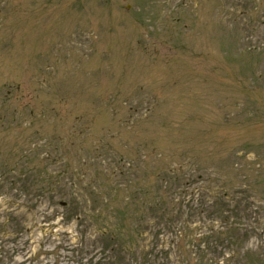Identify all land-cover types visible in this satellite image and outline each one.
Here are the masks:
<instances>
[{"label":"rangeland","instance_id":"374dc122","mask_svg":"<svg viewBox=\"0 0 264 264\" xmlns=\"http://www.w3.org/2000/svg\"><path fill=\"white\" fill-rule=\"evenodd\" d=\"M137 190L131 260L58 203ZM262 224L264 0H0V264H264Z\"/></svg>","mask_w":264,"mask_h":264},{"label":"trees","instance_id":"16d2710c","mask_svg":"<svg viewBox=\"0 0 264 264\" xmlns=\"http://www.w3.org/2000/svg\"><path fill=\"white\" fill-rule=\"evenodd\" d=\"M158 191L159 193L156 198L152 199L151 202H145L146 199L143 202L141 201L138 205H136L137 209L135 211L139 213V208L141 207L142 209L144 204L145 210H154L164 218H167L166 214H169L171 203H167L168 201L164 199L166 190L165 192L160 190ZM135 195L139 196L140 198L141 191L137 190L132 195H123L119 191H117L113 195H108L102 202L99 203L100 205L98 207H95L93 209H89L85 202H79V200L77 199H74L71 203L69 201H65L62 204L61 202L58 203L61 206L63 215H67L69 213L70 215L75 217L77 221L80 219V215L83 211L86 213V209L90 212L91 215L94 213L92 218H96V221H98V218L101 215V210H103L104 214L113 215V217L115 218L114 220L109 217L108 221L104 223L102 221L98 222L94 234L95 232H97L96 235L99 237L101 250L109 254V256L113 255L114 253L116 255H120L119 252H121L127 255L126 258L128 257V259L131 260L130 256L128 255L134 256L133 250L139 247L138 245H136V243L146 234V231H144L145 229H141V223L139 220L135 221V219L133 221L130 219L128 212L125 213V216L121 217L120 209L129 207L131 205L130 199ZM117 197H121L119 202H116ZM211 206H213V204H211ZM77 209L79 210V213H75V210ZM218 214L219 218L225 220L226 222L228 221L227 218L229 217V214H227L225 211L223 213L218 212ZM148 220L154 221L155 218L152 217ZM143 223L149 224L148 221H145ZM135 224H137V226H134ZM260 232L263 234V231L261 229ZM142 240L144 241V239ZM149 257L150 254L148 252H145V256L142 260L143 264H147L150 261L148 259H145ZM151 264L155 263L152 261Z\"/></svg>","mask_w":264,"mask_h":264}]
</instances>
